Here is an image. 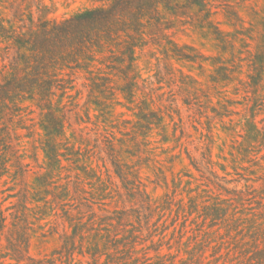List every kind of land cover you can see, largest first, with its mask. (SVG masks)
Wrapping results in <instances>:
<instances>
[{"label":"trees","instance_id":"trees-1","mask_svg":"<svg viewBox=\"0 0 264 264\" xmlns=\"http://www.w3.org/2000/svg\"><path fill=\"white\" fill-rule=\"evenodd\" d=\"M247 1L95 0L98 4L59 19L44 0H0V264H84L83 258L87 264H264V118L257 121L264 111V8H252L246 18L239 8ZM182 36L210 44L220 55L205 56ZM144 51L191 68L203 69L211 60L210 81L217 93L234 84V94L243 91L250 98L245 123L223 126L230 138L229 166L237 175L232 181L244 180L245 188H228L230 180L217 173L213 159L212 121H233L238 101L222 96L214 104L191 75L182 80L186 103H194L200 116L214 113L207 114L206 150L201 158L190 157L208 189L188 201L158 200L138 181L140 163L131 165L125 155L150 153L155 135L166 144L185 133L182 125L180 136L177 128L169 133L167 116L140 64ZM80 76L86 80L89 119L94 111L105 130L118 128L125 136L117 143L106 135L97 146L126 190H115L123 206L112 211L96 210L112 194L114 175L107 161L105 170L95 166L87 140L74 130L68 134L74 107L65 99L81 94L73 93ZM28 102L40 111L43 130L31 156L22 152L18 132L26 128ZM119 106L134 119L124 118ZM222 169L231 173L227 165ZM8 179L20 190L5 197ZM10 197L18 202L5 206ZM166 210L176 212L174 221L185 218L174 242L175 233L167 240L165 229L159 232ZM155 213L160 217L152 222ZM51 217L64 221L58 256L36 258L30 254L32 239L57 233L46 229L49 222L43 224ZM190 218L199 232L184 240ZM205 225L213 230L200 232Z\"/></svg>","mask_w":264,"mask_h":264},{"label":"rangeland","instance_id":"rangeland-1","mask_svg":"<svg viewBox=\"0 0 264 264\" xmlns=\"http://www.w3.org/2000/svg\"><path fill=\"white\" fill-rule=\"evenodd\" d=\"M45 4L49 7L55 8L54 12L51 13V16L58 17L59 19L66 18L73 13L77 12L80 9L91 7L94 4H98L95 0H44ZM252 8L262 10L264 8V0H249L242 4V7L239 8L240 14L246 18L247 12ZM218 19L223 20V15L219 14ZM181 41H187L189 43H194L199 50L208 57H214L220 55V53L215 50L210 44L203 45L198 40H193V38L182 36L180 37ZM141 55L140 64L144 68L143 72L145 77H150V85L153 88V96L155 97L157 103L162 107L163 111L167 116V122L169 123V133L172 134L177 128V137L181 135V125L185 127V133L181 140L172 141L166 144L161 142L162 136L155 135L151 138L152 143L150 144L151 152L148 154L142 155H132L127 156L126 161L131 165L140 163L138 166L140 169V179L143 184L147 186L148 193L154 198L161 200L166 196L175 198L176 201H180L184 198L185 201H188L189 196L196 195L197 192H202L205 189H208L207 184L202 180L200 173L191 163L192 158H201L204 151L206 150V145L208 140L204 136L208 131L206 130L207 124V114L213 115L212 111L203 113L202 116L197 114L196 105L194 103H186V93L183 89V77L186 75H191L197 78L200 82L199 87L202 90L210 93L214 99V104H217L221 100L222 96H227L232 98L238 103L232 106L235 110V114L232 115L233 121L230 120V117L216 118L212 121V126L215 133L216 143L214 145L213 159L215 162V170L220 176H225L227 180H230L226 184L228 188H234L239 186V188H245V181L238 182L232 181L237 179V175L234 174L233 169L229 166L230 164V151L229 143L230 138L226 131H224L223 126H230L236 122L241 121V125L245 123V114H250L252 101L249 97H245L243 91L239 94H234L233 87L234 84H231L228 87L221 88L223 94L217 93L214 89V85L210 81V75L214 71V67L211 65V60L204 63V68H198L199 65L196 64L195 68H191L190 63L188 62H179L176 60H165L162 58L160 52H148L144 51L139 53ZM224 57L228 58L229 54H224ZM159 58L160 61L157 59ZM161 71V75L157 76V73ZM86 80L83 76H80L77 82V88L73 91L74 95H77V91L80 90L81 94L75 99H65V102L68 104L73 103V111L71 113V129H69V136H71L72 131H76L77 136H82L87 143L89 144L91 160H94V165L102 166V169L105 170L103 166L104 160L107 161L106 153L102 152L98 145L103 146V140L105 136L108 135L110 138L115 139L118 143V139L125 137L124 132L120 131L118 128H109L105 130L103 125H99L94 111H91V119L88 117L87 105V89L85 87ZM220 90V89H219ZM199 98L201 101L205 102L206 99L203 93L199 92ZM160 101H159V100ZM250 101V103H249ZM28 108L23 112L24 115V126L26 128L19 129L18 132L21 135L20 144L22 152H26L28 156H31L36 151V146L39 145V138L43 133V130L40 127V111L32 103H26ZM119 110L125 113L124 118L134 119V115L126 107L119 106ZM248 111V112H247ZM264 118V111L260 113L257 118V121H260ZM173 119V120H172ZM263 123L259 124L262 126ZM241 126L239 125V129ZM242 139V138H240ZM40 161L43 162L44 154L40 151ZM27 162H31V165L36 170V163L31 157L27 158ZM228 166V170L224 171L222 166ZM107 166L113 172V188L109 189L112 191L111 197L107 198L104 203L96 205V210L98 212L101 209L105 210H114L116 208H122L123 203L119 199L116 189H119L120 193H126V190L123 188L122 182L119 177L114 173V168L112 164L107 161ZM65 175V173H64ZM7 178V177H5ZM33 177L30 175L28 177L29 181H32ZM10 190L4 193L5 197H8L9 194H16L20 190V186L13 189L14 182H10L8 179ZM125 197V196H124ZM126 199V198H125ZM17 197H10L6 200L5 206H12L17 203ZM129 205V203H127ZM165 215L159 223L160 230L163 229L164 235H167L166 239L173 238L176 240L182 224L185 220L183 216H180L177 221H174L176 212H171L170 210L164 211ZM163 213V214H164ZM160 215L155 213L153 215L152 222L158 220ZM202 220H199L200 226L202 225ZM46 229L54 228L57 233L52 236H49L47 240H38L37 238L32 239V244L30 247V254L36 258H51L53 256L57 257L58 255L54 253L61 246L60 235L63 233L64 221L63 219H56L55 217L48 218L44 221L43 224L48 223ZM165 224V227L163 225ZM188 233L184 237V240H187L189 236L193 235L194 232H199L196 230L198 228L197 222L192 223V218L187 222ZM199 226V227H200ZM200 232L206 230L212 231L213 229L208 228L207 225L201 227ZM161 235H158V239ZM83 257H79L82 259ZM84 264H87V258Z\"/></svg>","mask_w":264,"mask_h":264}]
</instances>
